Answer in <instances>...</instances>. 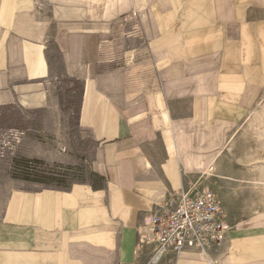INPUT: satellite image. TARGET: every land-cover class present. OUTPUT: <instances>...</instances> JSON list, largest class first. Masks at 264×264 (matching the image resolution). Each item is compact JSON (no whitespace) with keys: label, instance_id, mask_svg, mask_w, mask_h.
<instances>
[{"label":"crops","instance_id":"1","mask_svg":"<svg viewBox=\"0 0 264 264\" xmlns=\"http://www.w3.org/2000/svg\"><path fill=\"white\" fill-rule=\"evenodd\" d=\"M125 14L117 49L112 21ZM59 77L82 86L78 123L102 186L9 191L0 264H150L142 217L210 179L200 169L220 149L207 188L229 227L223 251L160 264H264V162L251 157L264 139L251 152L245 134L264 116V0H0V108L48 107Z\"/></svg>","mask_w":264,"mask_h":264},{"label":"rangeland","instance_id":"2","mask_svg":"<svg viewBox=\"0 0 264 264\" xmlns=\"http://www.w3.org/2000/svg\"><path fill=\"white\" fill-rule=\"evenodd\" d=\"M127 15L121 16L119 21H112L110 34L118 40L117 49H122L124 38L130 34L129 28L121 23ZM81 93L80 82L59 77L52 82V102L48 107L36 111L16 106L0 108V216L5 196L13 189L30 187L67 190L79 183L102 186L94 172L96 144L78 123ZM251 125L252 129L245 134L252 138L250 150L253 152L256 147L263 145L264 116ZM242 130L245 131V128ZM241 153L246 157L245 151ZM196 178L197 175L192 183L199 181ZM210 179L199 182V186L208 189ZM238 188L241 193L242 186ZM256 188L264 193L262 186ZM233 199L237 201L234 205L238 210L245 212L246 198ZM143 253L145 256L141 255V258L153 264L157 256H153L149 249H144ZM184 256L195 257L188 254ZM157 263L160 264L161 260Z\"/></svg>","mask_w":264,"mask_h":264},{"label":"built area","instance_id":"3","mask_svg":"<svg viewBox=\"0 0 264 264\" xmlns=\"http://www.w3.org/2000/svg\"><path fill=\"white\" fill-rule=\"evenodd\" d=\"M228 231L219 200L195 181L166 194L160 204L144 214L138 245L162 259L181 254L207 259L223 251Z\"/></svg>","mask_w":264,"mask_h":264},{"label":"bare ground","instance_id":"4","mask_svg":"<svg viewBox=\"0 0 264 264\" xmlns=\"http://www.w3.org/2000/svg\"><path fill=\"white\" fill-rule=\"evenodd\" d=\"M262 104V108L264 106V96L261 97L260 99V102ZM261 108V107H260ZM171 140V139H170ZM230 142V140H228ZM228 142V143H229ZM230 144V143H229ZM230 147V145H228ZM200 146L199 144L196 145L195 149H199ZM170 150H172L173 152V147L171 146L170 144ZM227 151L230 152V149L228 148ZM222 149L218 150V152L211 158L209 164L207 167L205 168H202L200 169L201 170V175L205 178H212V177H215V174L211 171L213 169V166L214 164L219 160H221L224 156L222 155ZM253 161H259V162H264V156L263 155H255V156H251ZM250 157V158H251ZM192 163L194 165H198L200 162H199V159L198 158H193L191 159ZM221 179H228L226 178L225 176H220ZM229 180V179H228ZM246 183V182H245ZM248 183V182H247ZM259 186H262L263 187V190H264V182L261 181V182H256L254 183V187H259ZM255 190V189H254ZM222 208V207H221ZM223 214V212H222ZM160 256H157L153 259V264L157 263L159 260H160ZM158 264V263H157Z\"/></svg>","mask_w":264,"mask_h":264}]
</instances>
